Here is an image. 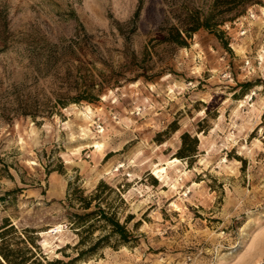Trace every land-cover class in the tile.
I'll return each instance as SVG.
<instances>
[{
	"label": "rangeland",
	"instance_id": "rangeland-1",
	"mask_svg": "<svg viewBox=\"0 0 264 264\" xmlns=\"http://www.w3.org/2000/svg\"><path fill=\"white\" fill-rule=\"evenodd\" d=\"M96 203L126 242L91 216L77 248ZM6 223L42 264L264 260V0H0Z\"/></svg>",
	"mask_w": 264,
	"mask_h": 264
},
{
	"label": "trees",
	"instance_id": "trees-1",
	"mask_svg": "<svg viewBox=\"0 0 264 264\" xmlns=\"http://www.w3.org/2000/svg\"><path fill=\"white\" fill-rule=\"evenodd\" d=\"M203 26H207V25H203ZM195 30H197L196 26H195V28H191V29L184 30V31H179L178 29L171 27L169 30V33H167L166 35H162V38H163V40H165L167 42L175 43L176 45H183L186 43L185 38H190V36H191L190 31L194 32ZM75 190H77V192H79V193L81 192V189H79V188L78 189L75 188ZM75 193H76V191H75ZM92 196H93L92 198L95 199L97 194H94ZM78 200L80 201V206H82L83 208H89L90 207L91 202L86 201V198L82 197L81 194H79ZM95 206H96L95 210L89 211V212L84 213V214L73 213V215L71 217L72 223H73V225H76L75 226L76 232L79 235V240L76 244L77 248H80L81 245L84 244L85 237L82 235L83 230L88 231V227L90 225H92V224H90L87 227H82L84 224L83 222H85L84 219H86L84 217H91V216H94V217L98 216V218L94 219V220L103 221L104 224L108 223L111 226L110 234L112 236L113 235L117 236L121 242H126L128 233L125 229V226L123 224L119 223L118 219L115 217V214L112 213V215H107L105 210L102 209L98 203H96ZM9 224L10 223H6L2 227H0V236H2L3 233L8 230V228L12 227ZM4 227H6V228H4ZM2 228H4V229H2ZM107 243H108L107 235L99 236L94 242H92L90 245H88V247H86V249H80L79 251H77V254L74 258H80L84 254L90 255L91 253H93L96 250V248L99 245H105ZM27 250L30 252V249H27ZM0 264H42V263L37 261L35 258L31 260V258L26 257L25 254H23V253L17 254L15 251H12L11 249H3V247L0 245ZM47 264H54V263L49 262Z\"/></svg>",
	"mask_w": 264,
	"mask_h": 264
},
{
	"label": "bare ground",
	"instance_id": "bare-ground-1",
	"mask_svg": "<svg viewBox=\"0 0 264 264\" xmlns=\"http://www.w3.org/2000/svg\"><path fill=\"white\" fill-rule=\"evenodd\" d=\"M100 145V144H99ZM99 147V146H98ZM176 162V160L173 161H168L166 164L167 166H174L173 163ZM166 167L165 166H161L159 168H157L156 170H154V174L156 176H158L159 178H161V180L163 179V176H166ZM175 187V186H174ZM177 207V206H176ZM175 208V207H174ZM254 239V238H252ZM247 248V247H246Z\"/></svg>",
	"mask_w": 264,
	"mask_h": 264
},
{
	"label": "built area",
	"instance_id": "built-area-1",
	"mask_svg": "<svg viewBox=\"0 0 264 264\" xmlns=\"http://www.w3.org/2000/svg\"><path fill=\"white\" fill-rule=\"evenodd\" d=\"M258 264H264V260H261V262H260V263H258Z\"/></svg>",
	"mask_w": 264,
	"mask_h": 264
}]
</instances>
